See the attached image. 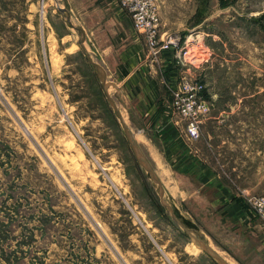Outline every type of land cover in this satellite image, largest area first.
<instances>
[{"label": "rangeland", "instance_id": "rangeland-1", "mask_svg": "<svg viewBox=\"0 0 264 264\" xmlns=\"http://www.w3.org/2000/svg\"><path fill=\"white\" fill-rule=\"evenodd\" d=\"M155 2L157 37L176 43L155 52L139 33L154 71L147 80L160 73L154 56L175 53L178 70L157 77L168 107H139V89L106 61L103 81L163 195L88 59L102 62L99 51L64 0H0V223L12 222L7 251L26 241L15 264H218L188 247L184 226L234 261L222 250L234 241L224 218L231 203L264 223L252 205L264 197V0ZM180 12L190 29L162 33ZM187 85L195 118L184 107Z\"/></svg>", "mask_w": 264, "mask_h": 264}, {"label": "crops", "instance_id": "crops-1", "mask_svg": "<svg viewBox=\"0 0 264 264\" xmlns=\"http://www.w3.org/2000/svg\"><path fill=\"white\" fill-rule=\"evenodd\" d=\"M64 2L68 19H72L85 29L87 38L99 51L98 57L102 62L98 63L102 68L105 69L103 63L106 61V67L114 70L122 81H126L133 89H139L137 91L139 107H144L152 113L158 107L166 106L167 101L163 99L161 91L164 84L157 77L163 74L169 76L178 70L173 65L175 53L168 51L154 56L152 61L158 67L155 72L160 70V73L154 75L155 79L147 80L148 72L154 71L149 67L151 64L147 63L149 58H144V37L135 29L131 15L123 8L120 0H64ZM177 18L169 25L164 21L161 32L190 29L185 21L186 14L180 12ZM195 28L199 29V26ZM161 71L165 73L162 74ZM158 114L159 112L155 118ZM168 118L170 119L169 116L161 115L159 121L164 122ZM166 140L170 141L171 145L178 141L172 138L171 134ZM251 216L253 214L247 205L240 201L231 203L224 215L226 235H230L229 231L234 230L232 236L234 241L232 246L222 250L231 255L236 264H254L253 259L264 261V223L259 224L257 218Z\"/></svg>", "mask_w": 264, "mask_h": 264}, {"label": "built area", "instance_id": "built-area-1", "mask_svg": "<svg viewBox=\"0 0 264 264\" xmlns=\"http://www.w3.org/2000/svg\"><path fill=\"white\" fill-rule=\"evenodd\" d=\"M123 8L128 11L133 20V25L136 30L145 33L150 47L153 51L157 52L162 49L170 47V44L176 43V37L170 36L164 41L159 40L157 37L158 27L160 23L159 9L155 0H120ZM189 92L185 100V110L193 118L196 117V95L193 89L186 86ZM203 110L206 111V105L201 103ZM200 110V109H199ZM191 133L195 135L197 133L194 127L190 129ZM252 205L256 211L264 215V197L256 198L252 201Z\"/></svg>", "mask_w": 264, "mask_h": 264}, {"label": "water", "instance_id": "water-1", "mask_svg": "<svg viewBox=\"0 0 264 264\" xmlns=\"http://www.w3.org/2000/svg\"><path fill=\"white\" fill-rule=\"evenodd\" d=\"M82 32L84 31L83 28H79ZM85 38V33L82 34V41ZM81 41V44H82ZM83 50L85 51V47H83ZM89 61L95 65L98 74H99V78L100 81L102 82V85L104 87V90L106 92V95L108 97V100L110 101L112 107L114 108V110L116 111V113L119 115L122 125H123V129L125 131V135L126 138L130 144V147L133 150V153L136 157V159L138 160V162L146 169V171H148L152 177V179L155 181V183H157L159 185V191L161 192V194L163 195V189H162V185H161V181L158 178L157 174L155 173L153 167L151 166V164L149 163L147 157L145 156V154L143 153L141 147L139 146V144L137 143L136 139L134 138L133 134L131 133L130 129L127 127V125L125 124V121L123 120V118L120 115V111L119 108L117 106V104L115 103V101L113 100V98L110 96L109 94V86L103 81V68L102 66L98 63L95 62L91 57H88ZM168 208L171 210V212L173 213V216L175 217V219L177 221H179V223L182 224V222L180 221V219L176 216V214L173 212V209L171 207V205L169 203H167ZM183 225V224H182ZM184 226V225H183ZM184 228L186 229V231L191 235L193 241H197L199 243V247L201 248L202 251H205L208 254H211L216 261L218 262V264H230L222 255L219 254V252L212 247L209 243H207L201 236V234L195 235L191 232V230L189 228H187L186 226H184Z\"/></svg>", "mask_w": 264, "mask_h": 264}, {"label": "trees", "instance_id": "trees-1", "mask_svg": "<svg viewBox=\"0 0 264 264\" xmlns=\"http://www.w3.org/2000/svg\"><path fill=\"white\" fill-rule=\"evenodd\" d=\"M18 210V207H15V209L13 210L16 211ZM5 216H9V213H4ZM41 220L43 221V223H45L47 221V217H41ZM12 227V222L9 219L8 221H1L0 223V260H4V261H0V264H15V260L19 259L20 256H18V251H21L20 249H18L21 246V242L25 243L26 241H17L18 244V248L14 250V252L12 251H7L5 244L8 245V238H9V233H10V228ZM32 236V235H31ZM17 253V254H15Z\"/></svg>", "mask_w": 264, "mask_h": 264}, {"label": "bare ground", "instance_id": "bare-ground-1", "mask_svg": "<svg viewBox=\"0 0 264 264\" xmlns=\"http://www.w3.org/2000/svg\"><path fill=\"white\" fill-rule=\"evenodd\" d=\"M74 43V42H73ZM72 46H74V44L72 45ZM120 114H121V112H120ZM122 116V115H121ZM124 117H125V119H126V116L124 115ZM122 118H123V116H122ZM123 120H124V118H123ZM125 121V120H124ZM68 143V142H67ZM73 145V144H72ZM193 241V240H192ZM188 247L192 250V251H198V250H200L201 248L199 247V243L197 242V241H193V242H189L188 243ZM214 247V246H213ZM217 250V249H216ZM218 251V250H217ZM219 252V251H218ZM219 254L221 255V254H223L222 252H219ZM224 258L225 259H227L225 256H224ZM227 261L230 263V264H236L234 261H231V260H228L227 259Z\"/></svg>", "mask_w": 264, "mask_h": 264}]
</instances>
